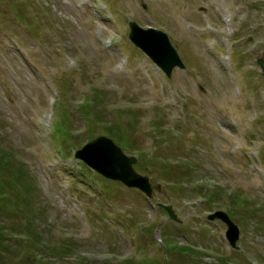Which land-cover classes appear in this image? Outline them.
I'll use <instances>...</instances> for the list:
<instances>
[{
  "label": "rangeland",
  "instance_id": "1",
  "mask_svg": "<svg viewBox=\"0 0 264 264\" xmlns=\"http://www.w3.org/2000/svg\"><path fill=\"white\" fill-rule=\"evenodd\" d=\"M130 21L167 32L185 68L166 75L131 42ZM259 59L264 0H0V152L13 157L0 160V227L32 223L55 264H191L173 244L264 264ZM100 135L137 157L152 198L75 158ZM216 210L239 226L237 248L207 218ZM9 241L0 261L45 264Z\"/></svg>",
  "mask_w": 264,
  "mask_h": 264
},
{
  "label": "water",
  "instance_id": "2",
  "mask_svg": "<svg viewBox=\"0 0 264 264\" xmlns=\"http://www.w3.org/2000/svg\"><path fill=\"white\" fill-rule=\"evenodd\" d=\"M129 38L160 66L168 76L175 67L184 68L185 64L166 32L153 27L143 28L137 22L130 21ZM264 70V60L259 59ZM75 158L84 161L90 168L108 179L118 180L130 188H137L149 198L153 197V185L149 176L135 169L138 159L135 155H127L123 149L110 137L97 136L88 141L75 152ZM170 217L178 221V216L172 205L162 204ZM210 220L220 219L227 225L226 237L237 248L240 238V228L224 210H216L207 215Z\"/></svg>",
  "mask_w": 264,
  "mask_h": 264
},
{
  "label": "trees",
  "instance_id": "3",
  "mask_svg": "<svg viewBox=\"0 0 264 264\" xmlns=\"http://www.w3.org/2000/svg\"><path fill=\"white\" fill-rule=\"evenodd\" d=\"M0 160H1V165H7V163L11 160V165H13V157L9 158V156H4L1 152H0ZM5 161V162H4ZM14 169L17 171V173H19V175H17V180L20 181L22 184L18 183L17 185H23V179L21 177V174H23L22 169L18 166L14 167ZM13 179V178H11ZM18 187V186H17ZM27 203L25 204V206H21V211L25 210L24 207H26ZM120 215V214H118ZM126 216L130 217L131 220V216L126 214ZM118 219V216L117 218ZM119 225L120 221L117 220V222ZM123 223H126V221H124ZM126 226V225H124ZM146 231H152L154 228L152 226H145L142 227L141 229H145ZM0 238L3 240H7L9 242V245H13L14 243L10 242L9 239H15V241H24V243H29V247L30 246H34L35 247V251L33 250V248L31 247L28 251L29 254L32 255V253H35V257H37V260L35 262H38L39 258L41 256L45 257V264H55V262H53L50 259V256L46 254L45 252V248L46 246H48V242H45V244L43 243L44 241L42 239H38V232L33 228L32 223H25L22 226H17L16 229L14 230H9L7 232L3 231V229L0 227ZM166 241V240H165ZM14 245H17V243H15ZM43 247V248H42ZM198 247V246H196ZM50 249H52L54 251V255L55 257H59V258H65L68 253L71 252L70 248H65V249H61L62 246L60 248H58L57 246H54L53 248H51L49 246ZM168 253L172 254V253H179L180 255H184L185 257H190L191 259H193V262L191 264H233L230 262V260H228L227 258H225V256L222 255H217L215 256L217 261L216 262H208V261H203L202 257L203 255H206L204 252H202L199 249H195L192 248L190 246H184V247H178L177 244H173L172 246H168V248L166 249ZM2 254H4L2 252ZM7 254L9 255V251L7 250ZM18 256V255H17ZM25 256L23 257H17V261L13 262L11 264H27L25 262ZM140 262V261H139ZM0 264H5L4 260L0 261ZM116 264H134V260L132 258H125L122 260H118L116 262Z\"/></svg>",
  "mask_w": 264,
  "mask_h": 264
},
{
  "label": "bare ground",
  "instance_id": "4",
  "mask_svg": "<svg viewBox=\"0 0 264 264\" xmlns=\"http://www.w3.org/2000/svg\"><path fill=\"white\" fill-rule=\"evenodd\" d=\"M233 125V124H232Z\"/></svg>",
  "mask_w": 264,
  "mask_h": 264
}]
</instances>
